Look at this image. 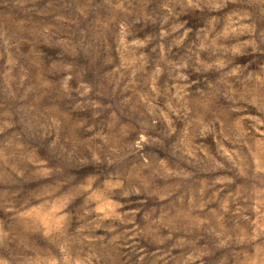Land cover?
<instances>
[{"label": "clouds", "instance_id": "clouds-1", "mask_svg": "<svg viewBox=\"0 0 264 264\" xmlns=\"http://www.w3.org/2000/svg\"><path fill=\"white\" fill-rule=\"evenodd\" d=\"M0 264H264V0H0Z\"/></svg>", "mask_w": 264, "mask_h": 264}]
</instances>
